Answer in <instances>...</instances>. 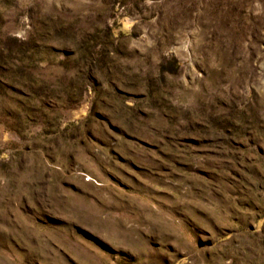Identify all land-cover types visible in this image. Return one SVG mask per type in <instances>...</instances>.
Masks as SVG:
<instances>
[{
  "label": "rangeland",
  "instance_id": "rangeland-1",
  "mask_svg": "<svg viewBox=\"0 0 264 264\" xmlns=\"http://www.w3.org/2000/svg\"><path fill=\"white\" fill-rule=\"evenodd\" d=\"M0 264H264V0H0Z\"/></svg>",
  "mask_w": 264,
  "mask_h": 264
}]
</instances>
